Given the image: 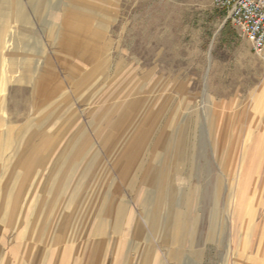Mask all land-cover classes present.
<instances>
[{"label": "crops", "instance_id": "obj_1", "mask_svg": "<svg viewBox=\"0 0 264 264\" xmlns=\"http://www.w3.org/2000/svg\"><path fill=\"white\" fill-rule=\"evenodd\" d=\"M112 3L0 0V264H264V238L213 236L210 216L170 220L162 172L148 176L139 151L117 141L124 121L100 124L99 4ZM144 174L160 198L148 204L142 190L117 208L115 181L132 192ZM244 194L236 187V205Z\"/></svg>", "mask_w": 264, "mask_h": 264}, {"label": "rangeland", "instance_id": "obj_2", "mask_svg": "<svg viewBox=\"0 0 264 264\" xmlns=\"http://www.w3.org/2000/svg\"><path fill=\"white\" fill-rule=\"evenodd\" d=\"M99 8L97 39L106 48L100 56V124L124 121L126 131L117 134V141L131 147L116 153L138 150L143 172H162L159 181L172 188L175 201L170 220L172 215L193 221L210 216L219 227L213 225V236L241 232L245 238H264V130L252 127L258 112L264 129L263 58L251 52L226 12L210 0H113ZM90 33L84 35L88 43ZM129 80L134 83L127 90ZM136 94L137 109L131 110ZM217 127L221 144L214 133L210 137ZM102 175L101 208L109 193ZM141 178L132 192L115 181L117 208L135 202L134 194L142 190L148 204L160 198L162 189H152L145 174ZM236 187L246 194L241 206L235 202ZM98 215L102 221L108 214ZM154 215L160 216L150 212L145 217ZM116 223L118 236L122 211Z\"/></svg>", "mask_w": 264, "mask_h": 264}, {"label": "built area", "instance_id": "obj_3", "mask_svg": "<svg viewBox=\"0 0 264 264\" xmlns=\"http://www.w3.org/2000/svg\"><path fill=\"white\" fill-rule=\"evenodd\" d=\"M214 8L226 12V20L244 36L251 52L264 51V0H210Z\"/></svg>", "mask_w": 264, "mask_h": 264}, {"label": "bare ground", "instance_id": "obj_4", "mask_svg": "<svg viewBox=\"0 0 264 264\" xmlns=\"http://www.w3.org/2000/svg\"><path fill=\"white\" fill-rule=\"evenodd\" d=\"M262 58H264V56H262ZM129 83L131 82L130 80L128 81ZM133 83L134 82H131L130 84H128L129 85V87L127 88V90H130V87H132V85H133ZM120 90V91H119ZM118 91H117V93L119 94V95H121L122 93H123V91H126V88L124 89V87L121 89H119ZM139 94V93H138ZM138 94H136L133 98H132V101H131V103H130V108H131V110L132 109H135L136 108V106H137V104L138 103H136V101H138L137 100V95ZM254 107H256V105L254 106ZM137 109V108H136ZM183 131H184V129L183 128H181V132H182V135H181V137H180V140H179V143H181L182 142V140H183V137H184V134H183ZM211 133H214V136H215V138H216V136H218V140H216L217 141V144H218V142L220 141V144H221V140H222V129L221 128H211L210 129V137H211ZM216 134H218V135H216ZM212 137H213V134H212ZM214 138V137H213Z\"/></svg>", "mask_w": 264, "mask_h": 264}]
</instances>
